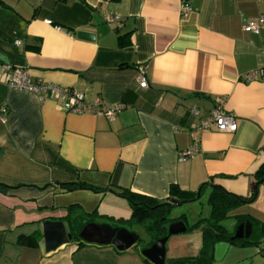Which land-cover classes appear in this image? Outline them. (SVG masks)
Wrapping results in <instances>:
<instances>
[{
  "label": "crops",
  "instance_id": "crops-1",
  "mask_svg": "<svg viewBox=\"0 0 264 264\" xmlns=\"http://www.w3.org/2000/svg\"><path fill=\"white\" fill-rule=\"evenodd\" d=\"M259 17L264 0H0V264H147L138 242L119 251L71 241L49 253L16 245L20 235L40 240L45 219L70 222L72 204L129 218L121 190L167 202L171 186L208 183L250 195L264 163V82L242 75L264 66V27L254 34L243 23ZM4 64L26 69L33 83L80 91L86 103L124 108L112 120L65 112L56 100L10 88ZM220 101L236 119L233 133L200 127ZM192 146L197 152L181 158ZM166 243V262L195 256L200 229ZM209 264H264V240L218 241Z\"/></svg>",
  "mask_w": 264,
  "mask_h": 264
},
{
  "label": "trees",
  "instance_id": "trees-1",
  "mask_svg": "<svg viewBox=\"0 0 264 264\" xmlns=\"http://www.w3.org/2000/svg\"><path fill=\"white\" fill-rule=\"evenodd\" d=\"M254 176L259 182H264V163H262ZM61 190H71L75 187H81L77 183H58ZM7 189L0 184V192H6ZM256 187L248 196L234 194L222 186L217 184L203 183L196 191L181 190L177 186H171L169 197L178 201L186 202L200 201L204 197V204L200 208L196 218L189 217L187 213H181L179 217H171L169 214L176 206L167 204L165 201H158L153 198L132 193L130 191L121 190L119 195L127 199L131 206V215L129 218H112L107 217L106 221L114 226L125 227L130 231L136 232V229L143 230L144 237L139 235L138 246L139 252L142 248L150 246L155 240L163 237L167 233V227L171 222L182 220L186 225L187 231L200 229L201 246L199 252L195 256L182 257L176 261V264H209L211 261V253L214 244L218 241H226L233 244H259L264 240V223L255 220H250L252 231L248 238L234 239L231 237L235 232V228L239 223L248 219L243 215H231L230 212L239 206L251 202L254 199ZM206 210L205 213L203 210ZM97 216L94 213H85L77 204H72L67 207V217L70 222L64 223L71 231L73 241H82L78 238L80 228L89 221H93L92 217ZM234 218V222L229 227L225 224L229 218ZM39 233L30 235H20L16 240V245L24 247H38ZM147 264H151L146 258L142 257Z\"/></svg>",
  "mask_w": 264,
  "mask_h": 264
},
{
  "label": "built area",
  "instance_id": "built-area-1",
  "mask_svg": "<svg viewBox=\"0 0 264 264\" xmlns=\"http://www.w3.org/2000/svg\"><path fill=\"white\" fill-rule=\"evenodd\" d=\"M184 15L188 12V7L183 5L181 7ZM104 21L111 26L119 27L121 25L120 17L117 15H106ZM264 27V18L244 20L243 29L245 31L258 34L260 29ZM56 29H59L56 27ZM20 42L16 41L18 45ZM264 51V48H262ZM4 70L8 73L7 84L10 88L26 90L34 93L39 99L50 98L59 102L60 108L65 112H73L78 114H93L102 115L108 120H112L114 116L124 108L121 103H114L107 105L100 99H95L92 102H85L82 92L77 90L65 89L51 83H33L30 75L26 69L21 67H13L9 64H4ZM244 82L260 81L264 82V66L251 69L242 75ZM137 82L140 87H146L145 70L143 67L139 68ZM213 125L215 130L219 132L233 133L236 131L237 123L233 114L226 111L223 101L216 103L207 120L201 122L200 127L203 129ZM197 152V147L192 146L180 153V157L184 158L193 155Z\"/></svg>",
  "mask_w": 264,
  "mask_h": 264
},
{
  "label": "water",
  "instance_id": "water-1",
  "mask_svg": "<svg viewBox=\"0 0 264 264\" xmlns=\"http://www.w3.org/2000/svg\"><path fill=\"white\" fill-rule=\"evenodd\" d=\"M77 37L85 40H93L94 35L91 32L78 31ZM257 184L258 182L255 184V187ZM108 191L116 194L112 190ZM166 203L179 206L183 202L171 198ZM40 230L42 238L39 240L38 246L43 253H49L73 241L71 231L63 221L45 219L40 223ZM251 231L252 224L250 220H244L238 224L231 239H246L250 236ZM184 232H186V226L182 220L171 222L167 227L166 235L155 240L150 246L142 248L140 251L141 255L152 264H175L176 261L174 260L166 262L165 244L170 236ZM77 236L83 242L96 245H113L119 251L129 249L139 240V235L136 232L130 231L125 227L96 222H86L80 228Z\"/></svg>",
  "mask_w": 264,
  "mask_h": 264
},
{
  "label": "rangeland",
  "instance_id": "rangeland-1",
  "mask_svg": "<svg viewBox=\"0 0 264 264\" xmlns=\"http://www.w3.org/2000/svg\"><path fill=\"white\" fill-rule=\"evenodd\" d=\"M204 200H205V198L203 197L201 200V203H200V201H193V202H186V203L181 204L179 206H175L173 208V210H171L169 215L171 217H179V215L181 213H187V214H189V217H192L194 219V218H196L200 208L203 206ZM128 204H129V202H128ZM234 209L230 212V216L231 215H243V216L247 215V216L252 217L256 220H260V223H262V221H264V184H262L260 187H259V185L257 186L256 198L253 201L245 203V204H241ZM125 210H127V209H125ZM205 211L206 210L204 209L203 212L205 213ZM124 212H125V214H130V213H127V212H129L128 210L124 211ZM92 219L94 221H89V222H96L97 223V222H101V221L106 220V218H103V217L101 218L100 216H94V217H92ZM245 220H247V219H245ZM233 222H234V218L231 217L228 220H226L225 224L230 227ZM102 223H104V222H102ZM135 230L138 231V229H136V228H135ZM139 234L142 237H144L143 230L139 229ZM240 240H242V239H240Z\"/></svg>",
  "mask_w": 264,
  "mask_h": 264
}]
</instances>
